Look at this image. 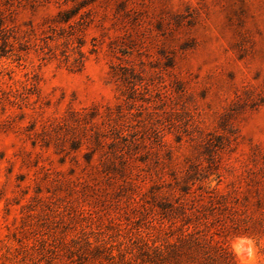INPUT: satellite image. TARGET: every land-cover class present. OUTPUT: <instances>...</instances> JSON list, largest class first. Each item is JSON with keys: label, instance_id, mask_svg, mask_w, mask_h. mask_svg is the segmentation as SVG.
<instances>
[{"label": "rangeland", "instance_id": "1", "mask_svg": "<svg viewBox=\"0 0 264 264\" xmlns=\"http://www.w3.org/2000/svg\"><path fill=\"white\" fill-rule=\"evenodd\" d=\"M9 235L264 264V0H0Z\"/></svg>", "mask_w": 264, "mask_h": 264}, {"label": "trees", "instance_id": "2", "mask_svg": "<svg viewBox=\"0 0 264 264\" xmlns=\"http://www.w3.org/2000/svg\"><path fill=\"white\" fill-rule=\"evenodd\" d=\"M26 230H47L66 233L79 230L75 225L46 224L35 227H21ZM13 236V235H12ZM0 240V264H132L116 245H92L88 241L78 243L74 240H54L51 244L45 241L26 243L21 239ZM116 250V251H115ZM116 252V253H115ZM143 264L151 262L144 254H139ZM4 262V263H2Z\"/></svg>", "mask_w": 264, "mask_h": 264}]
</instances>
